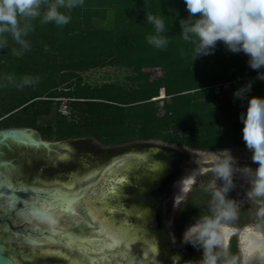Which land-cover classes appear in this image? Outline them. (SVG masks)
Returning a JSON list of instances; mask_svg holds the SVG:
<instances>
[{
    "label": "trees",
    "instance_id": "16d2710c",
    "mask_svg": "<svg viewBox=\"0 0 264 264\" xmlns=\"http://www.w3.org/2000/svg\"><path fill=\"white\" fill-rule=\"evenodd\" d=\"M53 2L47 0L42 13ZM60 11L71 15L70 23L57 27L37 17L29 49L10 35L8 47L0 49V78H39L23 89L0 87V129H33L55 141L93 139L103 147L137 141L201 152L246 147L240 115L248 98H264V80L255 78L245 54L228 52L220 42L213 55L192 61L193 46L183 41L179 26L189 15L184 0H84L70 13ZM147 14L164 15L170 41L165 49L148 44L154 27ZM105 68L126 76L99 84L84 77ZM250 81L245 98L234 97ZM63 100L67 114L60 111ZM203 197L211 199L205 190L193 189L177 214L179 233L193 217L206 214ZM256 209L254 203L252 210H241L238 226Z\"/></svg>",
    "mask_w": 264,
    "mask_h": 264
},
{
    "label": "clouds",
    "instance_id": "9594fccd",
    "mask_svg": "<svg viewBox=\"0 0 264 264\" xmlns=\"http://www.w3.org/2000/svg\"><path fill=\"white\" fill-rule=\"evenodd\" d=\"M45 3L47 0H0V49L8 47L9 35L21 48L29 49L27 37L33 31L32 20L41 17L43 24L62 27L70 23L71 15L60 9L70 13L82 6L84 0H55L48 3L47 10L42 13ZM184 4L189 15L179 21V26L183 41L193 46L192 61L213 55L220 42L228 52L245 54L248 67L257 71L256 78L264 80V71H261L264 69V0H184ZM146 21L154 27V34L147 37L148 44L165 49L170 41L164 35L168 30L164 15L147 14ZM37 83L38 77L28 75L18 78L15 74H7L0 78V87L11 85L23 89ZM250 90L251 81L233 95L243 100ZM240 120L242 139L252 151L251 160L258 167H240L227 149L212 153L208 171L215 179L205 188L211 196L207 212L193 217L181 235L182 244L200 251L201 255L186 264H264V98H248L246 112L240 115ZM199 174L198 168L189 170L175 183L174 209L183 199L181 194L190 190ZM237 174L249 185L246 198L257 205L254 220L243 226H238L240 201L229 197L236 187L234 177ZM34 216L45 218L41 214ZM233 238L237 246L235 252L232 251ZM179 259L175 258V264H179Z\"/></svg>",
    "mask_w": 264,
    "mask_h": 264
},
{
    "label": "flooded vegetation",
    "instance_id": "af4514ba",
    "mask_svg": "<svg viewBox=\"0 0 264 264\" xmlns=\"http://www.w3.org/2000/svg\"><path fill=\"white\" fill-rule=\"evenodd\" d=\"M40 139H42L41 136ZM42 140L50 142L48 140ZM84 140L86 139L74 140V142L78 141V144L88 142ZM57 142L60 141L50 143L54 144ZM140 146L146 147L152 146V144L147 141L140 144ZM40 153H44L45 157L49 158L48 151L41 148L26 149L12 146V148L10 149L5 147H2L0 149V155H2V158L3 160H5V162H9L12 160L22 161L23 157L27 154ZM157 154H159L158 159L154 160L153 158ZM126 155H130V158L123 163L120 162L115 164L114 166V169H116L119 174V177L115 179V182H118V180L126 177V180H123L124 184L123 186H121L120 191L117 192V194H114L116 203L113 206L112 215L120 216L122 214V219L116 221V223L118 225L128 224L132 228L133 232H136V234H143L148 232L149 237L153 241H155L158 246V260L161 264H175V258L177 256L180 257L179 264H186L187 261H194L199 259L201 255L200 251L193 249L191 246H186L185 250L174 253H172V249H169L170 253L161 258L163 255L162 248L157 240L152 238V233L155 231H163L165 235L166 233H168L170 221L168 217L170 216L171 211L174 209L173 198L176 194L174 185L185 174H187L188 170L195 167L191 162V156L181 151H175L174 149L165 145L149 148L147 152H134L131 154L129 153L123 156L115 157L106 165L115 161L116 159L125 157ZM143 155H146V159H140L139 156ZM41 162L42 165H39V173H49L54 172V170H60L64 173L66 170L64 166L58 165V160L55 158L53 161L42 160ZM153 165H158L160 171L154 172ZM185 167H188L187 171L185 170ZM102 168L97 172H100ZM2 170L11 181L13 180V178L17 182L23 180L24 184L22 186H42L40 184L32 185L33 180H24L19 176V172H12L10 167L8 166L7 168L3 167ZM137 170H140L139 172L140 174H142L141 177H146V188L136 189V187H134V189H136V191L138 192L136 193L137 199L129 198L130 196L125 198L121 197L123 189L127 186H130L132 183V179L129 176ZM97 172H89L79 177L78 174L69 171L67 173L68 181H66L65 183L76 182V188H82L86 187L88 184L95 183L96 180L99 179L100 184L97 185L96 190L100 192V189H102L105 184L104 180L106 179L107 174L104 178L103 175L99 177L94 176L93 173ZM85 177L88 178L84 179ZM79 180H84V183H80ZM44 181H47L49 184H51L54 181H59V179ZM132 196H134V193L132 194ZM145 197H153L151 205L147 204L146 206V202L144 200ZM142 200H144V202ZM180 202L181 200L178 201V203ZM13 206H15V214H11L13 211ZM63 212L64 217L60 219L58 227L67 229V232L69 234H74L82 238L88 236L94 230L93 224L85 215L82 206L78 207V215L80 217L79 223L75 222L74 217L71 214L67 213L66 211ZM26 215L27 211L22 203L13 205L11 204L9 199L2 196V198L0 199V233L2 234V238H0V245L4 249L6 256L11 258L15 264H39V262H41V264H92V260L95 261V264H152V261L148 260L147 257H144L142 251H136L133 253L128 252L127 258H125L120 252L116 251L110 252L111 254H108L105 257H100V255H103L105 251L103 252L100 249L95 248V250H93L92 252L85 254L77 247L66 246L64 243H57L49 246V249L55 253L56 258L38 257L34 255L37 249L29 244L25 237L18 234L25 228H28L30 231L29 226L23 224V219ZM176 219L174 228L176 232V243L177 245H179L181 244V235L188 224H186L184 229L179 233L177 230ZM35 224L37 225V223ZM41 229L45 228L42 227ZM112 255H114V257H112ZM137 257H139V259H137Z\"/></svg>",
    "mask_w": 264,
    "mask_h": 264
},
{
    "label": "snow or ice",
    "instance_id": "6c2138e0",
    "mask_svg": "<svg viewBox=\"0 0 264 264\" xmlns=\"http://www.w3.org/2000/svg\"><path fill=\"white\" fill-rule=\"evenodd\" d=\"M29 135L28 133H23V135L15 137H22L20 143L27 145L34 143V141L29 139ZM41 147L47 148L49 157H55L58 162H67L69 160V155L60 154L58 149L70 153V146L41 145ZM21 164V160L7 162V166L10 167L12 172L20 170L19 166ZM4 165L5 162L2 155H0V192L7 191L9 198L13 201V205L16 203L24 204L27 215L23 219V224L28 225L30 231L25 228L18 234L25 237L28 243L37 249L34 255L56 258L55 253L49 249V246L63 243L66 240L85 254L93 251V247L90 246L105 252H120L125 258H127L129 251H136V241L139 237L132 231L122 230L116 223L119 220V216L112 215L113 206L116 203L114 194L118 191L119 184L122 181L116 182L115 186L110 189L112 195L101 201L99 199L100 192L96 191L97 185L100 184L99 179L95 183L88 184L82 188H76V182L61 183L54 181L49 184L39 177L32 181V185L40 184L42 185L40 187L22 186L24 181L20 180L17 182L14 178L12 182L5 185L3 183L4 172L2 170ZM103 174V169L100 172L93 173L97 177ZM108 174L111 175V171ZM87 178L85 177L84 179ZM79 182L84 183V180H79ZM77 206L83 207L85 215L94 227V230L88 236L82 238L74 237L67 232V229L58 227V210L71 214L75 222L79 223L80 217ZM11 214H15V206H13ZM34 214H51L49 226L45 229L37 226L32 220ZM2 250L0 248V251ZM152 251H155V249H152ZM92 264H95L94 260Z\"/></svg>",
    "mask_w": 264,
    "mask_h": 264
},
{
    "label": "water",
    "instance_id": "95a60500",
    "mask_svg": "<svg viewBox=\"0 0 264 264\" xmlns=\"http://www.w3.org/2000/svg\"><path fill=\"white\" fill-rule=\"evenodd\" d=\"M23 133L30 134L29 139L34 141V143L27 144V145L21 144L20 140L22 139V137L18 138L15 136L23 135ZM37 137L38 136L35 135L32 132V130L27 129V128L0 129V149L2 147L10 149V148H12V146H15V147L26 148V149H39V148H41V149L48 151L47 148H43V147H41V145H53V146H55V145H66V146H70V148H71L70 153L63 152L60 149L58 150V152L60 154L69 155V160L67 162H58V165L64 166L66 168V170L64 173H63V171L61 172L60 170H58L59 172L57 170H54V172L39 173V165H42L41 161L42 160L53 161L55 157L46 158L44 153L27 154L26 156L23 157L22 164L19 167L20 170L16 171V172H19L20 177H22L26 181H32L35 178L39 177V178H42L44 180L59 179L60 182L65 183L66 181H68V179H67L68 174L67 173L69 171L72 173L78 174V176L80 177V176H83L89 172H97L103 167L102 168L104 170L103 178L105 177L106 174H107V176H106V179L104 180V183H105L104 186L102 187V189H100L99 199H101L102 201L104 199H106L107 197H109L110 195H112L110 193V189L115 186V184H116L115 179L119 177L118 171L116 169H114L115 164L120 163V162L123 163L124 161H126L127 159L130 158V155H126L125 157L116 159L115 161L106 165L108 162H110L115 157L123 156L125 154H129V153L131 154L134 152H147L149 150V148L158 147V146H165L163 144H159V143H155V142H149L152 144V146H146V147L140 146V144H142V143L125 145V146H118V147H101V146H99V145H97L91 141H88L87 143L80 142L82 144H78L79 143L78 141H76V142L68 141V142L52 144L50 142L43 141L42 139H40L39 137L37 138ZM169 147L174 149L175 151H181L183 153H186V151H187V150H183V149H179V148H175V147H171V146H169ZM158 156H159V154L154 156L153 159L154 160L158 159ZM139 157H140V159H146V155L139 156ZM4 162H5V160H4ZM3 167L7 168V162H5V165ZM153 167H154L153 168L154 172L160 171V168L158 167V165H153ZM109 171H111V173H112L111 175L108 174ZM139 171L140 170H137L136 172H133L132 175L129 176L132 179V183L130 186H127L123 189V193H122L121 197L125 198V197L130 196L129 198L137 199L136 193H138V192L136 191V189L146 188V180H145L146 177L145 178L141 177L142 174H140ZM123 180L125 181L126 177L122 178L121 180H118V181H122V183L119 184V189L117 192H119L121 189V186H123V184H124ZM10 182H12V181L9 179V177L7 175L4 174L3 183L5 185H7ZM133 183H134V185H133ZM134 187H136V189H134ZM175 191L177 192L176 188H175ZM117 192L115 194H117ZM133 193H134V196H132ZM181 195L183 196L184 193H182ZM2 196L9 199L11 204H13V201L9 198L7 191L0 192V199L2 198ZM152 199H153V197L152 198L151 197H145L144 198V200L146 202L145 203L146 206H147V204H149V205L152 204ZM144 200H142V201L144 202ZM179 204L180 203H178V206H179ZM178 206L171 211L170 216L168 217L170 221H172ZM78 207L79 206H77V208ZM120 214H121V212H120ZM63 215H64V212L58 210L59 222H60V219L62 217H64ZM42 216H44L45 218L44 219H38L36 216H32V220H33V222L37 223V225L39 227L47 228L49 226L51 214H43ZM117 216H119V215H117ZM151 218H152V216H151ZM120 219H122V214L119 216V220ZM119 227L124 231H132L133 232L132 228L128 224L127 225H119ZM160 232L159 231L153 232L152 238L156 239L162 248L163 255L161 258H163L166 254L170 253L169 249H172V251H173L172 253H174V252H178V251L179 252L183 251V250H185L186 246H189V245H183L182 244L178 250L173 249L171 224L168 228V233H166V235L169 234L168 235L169 237L166 236L163 233V231H160ZM133 233L139 237L136 241V251H142L144 257H147L148 260L152 261V264H161L160 261L158 260V253H159L158 252V246H157L156 242L153 241L149 237V233L148 232L143 233V234H136V232H133ZM70 235L77 237V238H81V237L74 235V234H70ZM163 235H164V237H163ZM0 238H2L1 233H0ZM63 243L66 246H72L71 243L67 240L64 241ZM91 247H93V246H91ZM0 248H2L1 245H0ZM152 249H155V251H152ZM93 250H95V247H93ZM136 251H134V252H136ZM129 252L133 253V251H129ZM108 254H111V253L110 252H104L103 255H100V254L99 255H100V257H105ZM112 257H114V255H112ZM0 264H15L11 258L6 256L4 249L2 251H0ZM39 264H41V262H39Z\"/></svg>",
    "mask_w": 264,
    "mask_h": 264
},
{
    "label": "rangeland",
    "instance_id": "374dc122",
    "mask_svg": "<svg viewBox=\"0 0 264 264\" xmlns=\"http://www.w3.org/2000/svg\"><path fill=\"white\" fill-rule=\"evenodd\" d=\"M125 76H126V73L124 71L117 70V69H110V68H105V69L97 70V71H91L89 73L84 74V77H86L88 79V81L92 84L103 83V82L108 81V79H110V80L115 79V78L123 79ZM60 111L63 114H67L66 102L64 100L62 101ZM40 123L44 124V121H41ZM30 130H32V132L40 138L39 132H37L36 130H33V129H30ZM41 138L44 140H48L50 142H55V140H53V139H45L44 137H41ZM68 141L69 140L60 141L57 143L68 142ZM84 141H91V142L101 146L98 142H96L93 139H86ZM149 142H155V143H159V144H163V145L187 150L186 154H189L191 156V162L195 166L193 169L198 168L200 170V174L197 176L196 182L190 186V190L187 193H184L183 199H181L179 206L182 207L187 202L188 198L192 195L193 189L205 190L206 186L215 179L214 174L211 173L210 171H208V169L210 167V161H211L213 152L195 151V150H192L188 147L169 145V144L162 143L160 141H149ZM138 143H143V141H137V142H133V143L126 144V145H132V144H138ZM122 146H125V145H122ZM101 147H103V146H101ZM116 147H118V146H116ZM228 150H230L232 156L236 159V161L240 167L248 166V167H251L252 169H255L258 167L257 163L252 162V160H251L252 151L249 150L247 147H237V148H232V149H228ZM185 170L187 171L188 167H186ZM234 181H235L236 187L229 193V197L240 201L241 210H243V209L252 210L255 202L248 200L246 198L245 193L249 187L246 180L244 178H242L240 176V174H237L234 177ZM202 199L206 200V202H209V200L206 197H203ZM179 206H178V208L174 214V217L171 221L172 240H173V249L174 250H178L182 245V242L179 245H177V243H176V232H175V228H174L175 219L177 218V214H178L179 210L181 209V207H179ZM253 220H254V217L250 216L248 218L247 224L251 223ZM189 224L190 223H188V225ZM187 226H186V228H187Z\"/></svg>",
    "mask_w": 264,
    "mask_h": 264
},
{
    "label": "built area",
    "instance_id": "2783aa9c",
    "mask_svg": "<svg viewBox=\"0 0 264 264\" xmlns=\"http://www.w3.org/2000/svg\"><path fill=\"white\" fill-rule=\"evenodd\" d=\"M246 58H247V61H248V57L246 56ZM247 66H248V64H247ZM261 71H264V69H261ZM257 77V75L255 76V78Z\"/></svg>",
    "mask_w": 264,
    "mask_h": 264
},
{
    "label": "bare ground",
    "instance_id": "6f19581e",
    "mask_svg": "<svg viewBox=\"0 0 264 264\" xmlns=\"http://www.w3.org/2000/svg\"><path fill=\"white\" fill-rule=\"evenodd\" d=\"M190 170H192V169H190ZM189 171V170H188Z\"/></svg>",
    "mask_w": 264,
    "mask_h": 264
}]
</instances>
